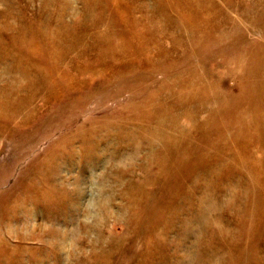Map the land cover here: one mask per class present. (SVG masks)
<instances>
[{"label":"rangeland","instance_id":"obj_1","mask_svg":"<svg viewBox=\"0 0 264 264\" xmlns=\"http://www.w3.org/2000/svg\"><path fill=\"white\" fill-rule=\"evenodd\" d=\"M0 226V264H264V0H0Z\"/></svg>","mask_w":264,"mask_h":264},{"label":"clouds","instance_id":"obj_2","mask_svg":"<svg viewBox=\"0 0 264 264\" xmlns=\"http://www.w3.org/2000/svg\"><path fill=\"white\" fill-rule=\"evenodd\" d=\"M213 264H226V257L224 255H218L214 258Z\"/></svg>","mask_w":264,"mask_h":264},{"label":"bare ground","instance_id":"obj_3","mask_svg":"<svg viewBox=\"0 0 264 264\" xmlns=\"http://www.w3.org/2000/svg\"><path fill=\"white\" fill-rule=\"evenodd\" d=\"M106 204H107V203H106ZM3 230H4V229H3ZM10 230H12V228H11ZM10 230L7 229L6 232L9 233ZM0 232H1V226H0ZM21 233H22V232H21Z\"/></svg>","mask_w":264,"mask_h":264}]
</instances>
